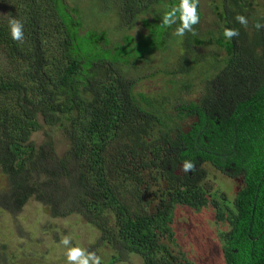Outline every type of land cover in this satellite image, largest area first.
<instances>
[{"label":"trees","instance_id":"obj_1","mask_svg":"<svg viewBox=\"0 0 264 264\" xmlns=\"http://www.w3.org/2000/svg\"><path fill=\"white\" fill-rule=\"evenodd\" d=\"M115 1L122 24L142 17L150 34L157 26L151 44L144 35L127 34L112 42L64 0H0V164L10 175L8 200L21 205L32 191L20 175L43 150L31 139L42 119L62 126L72 143L67 159L82 161L74 172L66 169V157L58 160L68 183L56 185L54 194L62 193L51 208L85 213L102 243L117 251L110 264L126 252L139 254L143 264H192L174 228L180 206L212 207L217 222L228 225L220 235L226 264H264V29L255 27L264 22L255 8L264 0H213L217 32L204 39L199 24L197 35L177 39L179 21L162 24L164 12L180 0ZM237 14L248 19L246 27ZM12 17L24 24L22 43L11 38ZM225 28L238 29L239 37L226 39ZM170 45L179 50L174 56ZM206 45L216 52L196 51ZM163 50L178 86L170 99L153 101L127 70ZM185 160L196 164L195 173L183 171ZM205 164L228 178L233 172L234 189L219 183L211 192ZM151 166L170 184L172 204L142 213L127 195H135L141 172Z\"/></svg>","mask_w":264,"mask_h":264},{"label":"rangeland","instance_id":"obj_2","mask_svg":"<svg viewBox=\"0 0 264 264\" xmlns=\"http://www.w3.org/2000/svg\"><path fill=\"white\" fill-rule=\"evenodd\" d=\"M64 1L71 7L80 9L82 15L86 17L84 20L87 27L106 30L114 43L120 42L127 34L132 35L136 40L144 35L145 41L151 44V34L157 31L156 23H153L156 27L150 34L142 17L131 20L127 25L122 24L118 15L121 14L119 3L115 0ZM161 5L162 7L159 6L161 10L163 8L165 10L166 4ZM199 8L202 13L199 35L204 39L217 32V15L213 0H200ZM255 8L256 13H264V1ZM89 18L93 22L92 25L88 22ZM149 18L155 21L154 15ZM125 22H128L127 18ZM173 37L178 38L174 34ZM172 48L169 47L168 51H172L171 55L174 56L179 50ZM216 49L215 45L196 47V51L201 55L216 52ZM169 52L163 50L150 53L134 66H129L127 70V77L135 80L136 89L144 92L153 101L154 99L164 101L167 100L166 97L170 99L176 92L174 87L178 86L170 81L173 79L172 75L167 73L172 69L170 61H166L171 60L168 56ZM209 61L213 62L212 59ZM41 123V129L34 132L31 139L37 147L43 145V150L27 164L28 166L33 164L30 169L27 166L22 170L20 177L29 182L27 187L32 191L24 193L26 197L21 205H17L13 199L12 202L8 200L9 193H12L10 175L4 172L6 168L0 164V264H68L64 255L67 249L61 243L64 236L70 237V246H80L88 251H95L102 257V264H110L113 253L117 254V251L111 245L102 243L101 233L88 221L85 213L78 209L72 212L70 208L68 211L51 208L53 205L51 202L58 200L57 197L62 193L54 194V190L58 189L56 185L62 183L61 189H63L62 187L68 183L64 179L65 171L58 165V160L63 157L67 159L72 143L59 124L49 125L42 119ZM67 160L66 169L74 172L78 170L77 165L82 162L79 158H75V161L72 158ZM204 166L208 171L205 182L211 189L216 190L220 187L219 183L224 184L223 188L228 191L234 189L236 183L234 179L220 175L210 165ZM143 176L148 178L149 173L146 172ZM41 187L45 188L43 193L40 192ZM159 188H165V182L162 180L160 183H153L144 195L152 199V193L154 194ZM127 197L133 206L138 205L136 201L131 200L130 193ZM227 197L233 199L232 194ZM154 199V203H150V206L146 205L148 202H144L143 207L139 205L140 209H147L150 213L157 212L155 204L158 200L156 197ZM174 228L178 244L186 252V259L192 264H226L220 235L223 230L228 229V225L217 222L214 208L205 207L195 211L180 206L176 211ZM163 242L170 246L174 254H178L176 245L169 244L166 240ZM113 264H143V259L137 253L126 252Z\"/></svg>","mask_w":264,"mask_h":264},{"label":"clouds","instance_id":"obj_3","mask_svg":"<svg viewBox=\"0 0 264 264\" xmlns=\"http://www.w3.org/2000/svg\"><path fill=\"white\" fill-rule=\"evenodd\" d=\"M199 3L200 0H180L178 5L172 6L170 10L164 12L161 18L162 24L172 27L179 21V25L173 33L175 36L184 37L187 33H191L193 36L197 35L194 26L200 22ZM235 20L245 27L248 25V19L242 14H237ZM8 24L12 40L22 43L24 40L23 22L12 17L9 19ZM255 27L257 30L264 29V22L257 21ZM223 35L226 39L232 40L233 38H238L240 32L236 28H225ZM196 169L197 166L193 161L185 160L183 162V171L185 173H195ZM61 243L67 249L64 255L68 264H102V257L97 255L95 251H88L80 246H70V237L64 236Z\"/></svg>","mask_w":264,"mask_h":264},{"label":"flooded vegetation","instance_id":"obj_4","mask_svg":"<svg viewBox=\"0 0 264 264\" xmlns=\"http://www.w3.org/2000/svg\"><path fill=\"white\" fill-rule=\"evenodd\" d=\"M154 167H146L143 169V171L141 172V177L140 179L142 181H139V187L136 189L137 191L134 192L135 195H133V193L131 194V192H129L131 194V196H133V198L131 197L132 201H136L138 205L142 206L144 205V202H148V204H146L147 206H150V203H154L155 199L154 197L157 198V203L155 204L156 208H157V212H159L160 209H164V207L171 205V192L168 190V187L170 184L167 183L165 176H161L159 177L158 175H154ZM157 171V170H156ZM148 172L149 173V177L146 178L145 176H143L144 173ZM191 174V172H190ZM230 178L235 179V174L233 172H228L227 173ZM205 179H206V175H205ZM204 179V183L207 185V183L205 182ZM154 180V181H153ZM161 180L163 182H165V188H159L156 189L154 194L152 193V199H148L145 195L144 192L149 191V188L152 186L153 183L157 182L160 183ZM210 188V187H209ZM211 189V188H210ZM214 190L211 189V192H213ZM142 213L144 212H149L147 209L145 210H141ZM150 213V212H149ZM163 241V240H162ZM170 248V247H169Z\"/></svg>","mask_w":264,"mask_h":264}]
</instances>
